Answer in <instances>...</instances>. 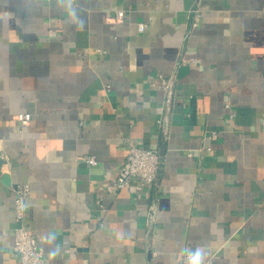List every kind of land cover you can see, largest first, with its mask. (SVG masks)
I'll return each mask as SVG.
<instances>
[{"label":"crops","instance_id":"0c3cea01","mask_svg":"<svg viewBox=\"0 0 264 264\" xmlns=\"http://www.w3.org/2000/svg\"><path fill=\"white\" fill-rule=\"evenodd\" d=\"M61 10L0 0V264L19 261L16 188L48 264H264V0ZM130 142L162 162L115 191Z\"/></svg>","mask_w":264,"mask_h":264},{"label":"built area","instance_id":"2783aa9c","mask_svg":"<svg viewBox=\"0 0 264 264\" xmlns=\"http://www.w3.org/2000/svg\"><path fill=\"white\" fill-rule=\"evenodd\" d=\"M123 15V10L116 12L117 18H122ZM138 28L143 30L144 24L138 23ZM15 118L21 125H26L31 119V113L21 111L15 115ZM85 160L89 164L97 162L93 154L85 155ZM161 162L162 158L156 149L131 142L128 143L123 165L119 168L112 183L115 191L128 187L133 182H135L136 190H146L155 181ZM25 193L22 188H16V193L14 194V211L17 225L14 229L13 249L19 258L18 264H48L35 235L29 231L26 224L24 215ZM188 253V251L181 253V264H186ZM205 264H216L214 256L205 258Z\"/></svg>","mask_w":264,"mask_h":264},{"label":"clouds","instance_id":"9594fccd","mask_svg":"<svg viewBox=\"0 0 264 264\" xmlns=\"http://www.w3.org/2000/svg\"><path fill=\"white\" fill-rule=\"evenodd\" d=\"M71 11L61 10L68 18L70 16H75V7L77 6V0H70ZM80 27H83V21H80ZM186 264H205L204 252L201 248H196L188 253V258Z\"/></svg>","mask_w":264,"mask_h":264}]
</instances>
